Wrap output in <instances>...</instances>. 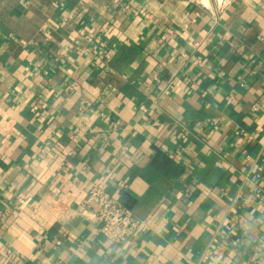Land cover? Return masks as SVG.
<instances>
[{"label":"crops","instance_id":"crops-1","mask_svg":"<svg viewBox=\"0 0 264 264\" xmlns=\"http://www.w3.org/2000/svg\"><path fill=\"white\" fill-rule=\"evenodd\" d=\"M257 193L264 0H0V264H263Z\"/></svg>","mask_w":264,"mask_h":264},{"label":"built area","instance_id":"built-area-1","mask_svg":"<svg viewBox=\"0 0 264 264\" xmlns=\"http://www.w3.org/2000/svg\"><path fill=\"white\" fill-rule=\"evenodd\" d=\"M80 34L84 35V31H80ZM93 54V62L97 66L102 65L107 58H104L99 53V49L96 46L93 47ZM141 108L146 110V107ZM256 197L264 200V195L262 194L257 193ZM29 201L30 199L22 200L21 208H24ZM87 204L96 207L97 219L101 225L100 231L108 241L115 245L125 242L134 236L140 228L145 226L144 221L138 219L119 199L111 196L100 183L92 185ZM260 246H264V238L260 241ZM258 254L256 253L255 256Z\"/></svg>","mask_w":264,"mask_h":264}]
</instances>
